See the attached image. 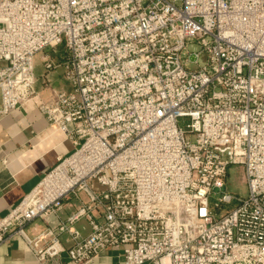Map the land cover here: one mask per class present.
<instances>
[{"label": "built area", "instance_id": "obj_1", "mask_svg": "<svg viewBox=\"0 0 264 264\" xmlns=\"http://www.w3.org/2000/svg\"><path fill=\"white\" fill-rule=\"evenodd\" d=\"M59 46L57 61L45 50ZM59 68L68 89L51 87ZM34 98L72 150L0 219V246L72 264L107 248L123 264H264V0H0V118ZM229 165L244 197L222 191ZM214 189L217 208L236 201L219 217Z\"/></svg>", "mask_w": 264, "mask_h": 264}, {"label": "crops", "instance_id": "obj_2", "mask_svg": "<svg viewBox=\"0 0 264 264\" xmlns=\"http://www.w3.org/2000/svg\"><path fill=\"white\" fill-rule=\"evenodd\" d=\"M55 75V71L49 75L51 87L68 89V85L61 87ZM43 88V85L40 89L37 88L42 98L48 91ZM38 102V98H34L22 109L14 110L0 118V219L34 187L43 173L56 163L58 156H66L72 150L71 143L64 139L63 134L40 115ZM77 206L78 202L69 200L58 217L49 216L46 221H32L26 227L28 236L32 238L48 224L64 220ZM75 227L82 235H86L88 228L85 221L78 222ZM65 239L66 235H63L61 240L67 246ZM0 264L72 263L64 254L40 261L27 249L22 239L14 238L0 246ZM91 264H123L121 251L104 249Z\"/></svg>", "mask_w": 264, "mask_h": 264}, {"label": "rangeland", "instance_id": "obj_3", "mask_svg": "<svg viewBox=\"0 0 264 264\" xmlns=\"http://www.w3.org/2000/svg\"><path fill=\"white\" fill-rule=\"evenodd\" d=\"M48 52L53 58H55L57 61L60 59V54L63 52L62 46L57 47L56 52H52L51 49L47 48L45 50ZM42 68L41 66L37 67V73L38 75L41 74ZM57 82L60 83L61 87H64L65 81L62 78V70L61 68L55 70ZM40 82L37 83V85ZM42 84L38 85V89H40V86ZM59 85V87H60ZM48 92V91H47ZM92 187L94 189H100V187L95 183V181L92 183ZM226 191L228 193H231L238 197H244L246 194V184L244 181V178L242 177V169L238 165H229L226 170V177L224 179V187L222 191ZM221 196L220 192L217 189H214L213 194L209 197V208L214 213L216 217H219L220 215L228 212L229 210L233 209L236 206V201H231L230 203L222 204L219 208L215 206V204L218 202V198Z\"/></svg>", "mask_w": 264, "mask_h": 264}]
</instances>
